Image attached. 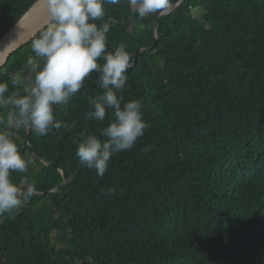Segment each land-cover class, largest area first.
<instances>
[{"label":"trees","instance_id":"obj_1","mask_svg":"<svg viewBox=\"0 0 264 264\" xmlns=\"http://www.w3.org/2000/svg\"><path fill=\"white\" fill-rule=\"evenodd\" d=\"M34 1L0 0V40ZM157 13L106 5L108 50L137 58L118 96L140 100L150 127L103 177L76 155L80 134L112 118L86 116L98 73L54 108L71 131L8 129L30 161L11 180L41 193L0 215V264H264V0H185L155 31ZM31 41L0 70L7 94L28 74Z\"/></svg>","mask_w":264,"mask_h":264},{"label":"clouds","instance_id":"obj_2","mask_svg":"<svg viewBox=\"0 0 264 264\" xmlns=\"http://www.w3.org/2000/svg\"><path fill=\"white\" fill-rule=\"evenodd\" d=\"M120 2L47 0L51 24L31 41L34 55L27 58V76H11L16 89L11 94H7L9 84L0 82V109L6 110L8 126L0 129V215L14 213L36 191L34 183L21 187L10 178L14 171L26 172L30 161L21 155L13 131L8 129H26L37 136L49 135L61 127L71 131L75 122L61 124L54 108L67 106L92 73L99 74L98 87L103 92L89 99L86 116L103 123L106 110L112 109V118L99 130V136L80 134L76 155L81 166L103 177L112 156L131 150L150 127L143 119L140 100L125 101L123 95L118 96L128 79V70L134 66L133 56L124 45L108 50L112 20L105 19L106 5ZM128 4L139 18L171 6L170 0H128Z\"/></svg>","mask_w":264,"mask_h":264},{"label":"water","instance_id":"obj_3","mask_svg":"<svg viewBox=\"0 0 264 264\" xmlns=\"http://www.w3.org/2000/svg\"><path fill=\"white\" fill-rule=\"evenodd\" d=\"M185 0H180L176 4L170 3V7L158 11L155 17V31L159 17L171 13L174 9L183 4ZM51 17L48 12L47 0H35L33 4L26 10L24 16L1 38L0 40V70L8 63L10 57L29 43L34 37L42 32L46 27L50 26ZM147 48H141L138 52H142ZM137 58H134V64ZM46 164L51 162L43 160ZM63 180L55 188L62 186L66 182L65 171L61 168ZM54 190V188H53ZM52 191V190H50ZM35 193H41L35 191Z\"/></svg>","mask_w":264,"mask_h":264},{"label":"rangeland","instance_id":"obj_4","mask_svg":"<svg viewBox=\"0 0 264 264\" xmlns=\"http://www.w3.org/2000/svg\"><path fill=\"white\" fill-rule=\"evenodd\" d=\"M132 29H133V27H132ZM141 30H142V26H140L139 24H135L134 32L140 33Z\"/></svg>","mask_w":264,"mask_h":264}]
</instances>
